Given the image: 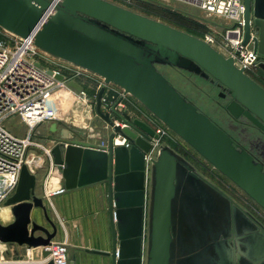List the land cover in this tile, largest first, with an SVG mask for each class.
Here are the masks:
<instances>
[{"label":"water","instance_id":"95a60500","mask_svg":"<svg viewBox=\"0 0 264 264\" xmlns=\"http://www.w3.org/2000/svg\"><path fill=\"white\" fill-rule=\"evenodd\" d=\"M245 6L243 44L253 47L264 71V0H245ZM0 27L33 36L40 49L122 88L264 209V164L161 69L217 82L229 93L224 110L231 120L244 115L264 130V86L233 56L110 0H0ZM69 85L83 90L74 80ZM104 90L98 92L96 111L111 128L106 146L98 148L76 132L78 138L69 137L60 129L66 128L61 119L49 121L46 139L55 144L51 153L66 188L107 182L111 264H264V223L168 143L160 145L147 174L145 154L159 135L144 119L118 109V102L104 111ZM118 134L131 146H114ZM37 189V174L24 164L15 192L5 201L13 221L0 218V240L27 252L41 249L46 259L59 227ZM35 207L43 210L52 231L32 219Z\"/></svg>","mask_w":264,"mask_h":264},{"label":"built area","instance_id":"2783aa9c","mask_svg":"<svg viewBox=\"0 0 264 264\" xmlns=\"http://www.w3.org/2000/svg\"><path fill=\"white\" fill-rule=\"evenodd\" d=\"M200 7L202 10L222 17L229 26L226 27L222 39L213 35H205L203 39L216 47L219 51L227 50V56H233L238 67L247 72L259 63L258 54L251 45H244L245 39V0H177ZM5 37L0 38V205L6 201L16 190L22 166L27 164L32 172L36 173L38 160L31 156L33 149H42L45 156L53 160L51 148L44 146L36 136V130L43 122L59 119L54 112L55 102L52 96L58 91H69L86 103L93 104L97 100L98 92L105 88L102 95V109L108 111L117 99H121L118 109L127 112L124 107L126 95L119 86L112 87L96 73L79 65L60 59L34 45L33 36L20 37L0 27ZM218 41V42H217ZM221 44V48L218 46ZM223 49V50H222ZM58 75H63L60 79ZM82 85L79 91L69 85L70 81ZM95 83V95L86 92L84 84ZM108 88V89H107ZM117 90L118 95H107L109 90ZM107 90V91H106ZM106 92V95H104ZM109 97H113L112 99ZM53 110V111H52ZM128 113V112H127ZM130 114V113H129ZM12 116H19L28 126L26 136L20 137L7 129L4 122ZM155 133L152 148L145 154L146 171L150 170L151 160L155 157L162 139L168 136L166 129L151 119ZM122 127H125L122 124ZM102 144L101 147L106 146ZM131 146V142L121 134L114 138V146ZM31 156V157H30ZM54 163V161H53ZM66 190L65 186L50 191L49 194H59ZM46 198L51 196L46 193ZM5 246L0 240V264L4 263ZM49 256L42 264L52 260L53 264H68L69 250L65 242H52L47 246Z\"/></svg>","mask_w":264,"mask_h":264},{"label":"crops","instance_id":"0c3cea01","mask_svg":"<svg viewBox=\"0 0 264 264\" xmlns=\"http://www.w3.org/2000/svg\"><path fill=\"white\" fill-rule=\"evenodd\" d=\"M86 84L97 88L95 83ZM87 91L92 92L91 89H87ZM52 97V101L57 105V116L67 128L66 130L65 127H60L62 131L65 130L69 137L78 138L73 133L76 132L85 141L96 144L98 148H101L103 143L107 145L111 128L98 115L96 102L86 103L77 99L71 92L63 90L54 93ZM130 103L133 104L137 115H139L136 117L142 118V112H140L142 109L139 104L135 100ZM92 105L94 106L92 107ZM94 108V114L97 116L93 114ZM49 127V121L43 122L36 130V135L39 141L42 142L41 138L46 140V142H42L44 146L52 148L55 145L54 142L46 139V136L49 135ZM59 133L58 130L57 135ZM31 156L38 160L37 194L43 196L46 203L49 201L50 215L59 227L53 242L67 243L68 264H111V256L108 253L113 248V234L107 182L101 181L72 189L66 188L62 193L49 194L50 191L64 186L62 168L56 166L53 160L49 156H45L40 148L33 149ZM46 193L51 196V199L46 198ZM11 219L5 217L4 221ZM32 219L52 231V227L40 207L33 209ZM127 221L129 223V219H125L126 229ZM129 227L131 228L130 224ZM34 251L36 252L33 253V250L27 252L30 260L32 259L31 263L42 264L45 258L41 255V249Z\"/></svg>","mask_w":264,"mask_h":264},{"label":"rangeland","instance_id":"374dc122","mask_svg":"<svg viewBox=\"0 0 264 264\" xmlns=\"http://www.w3.org/2000/svg\"><path fill=\"white\" fill-rule=\"evenodd\" d=\"M125 7H128L134 11L140 12L147 16H150L155 19H159L163 22H166L170 25H173L179 29L190 32L198 37L204 38L205 35H213L218 40L222 39V35L225 33L226 27L229 26L226 20L217 15L210 14L200 7L190 4L183 1L177 0H110ZM5 37V35L0 32V38ZM218 42V41H217ZM218 46L221 48V44ZM223 50V49H222ZM225 56L228 55L227 50L220 51ZM165 72L167 78L185 95L192 98L197 102V105L200 108H208L209 103L206 100H203L202 92L199 90V87L196 84H193L192 79H188L182 74L180 75L174 69L170 67L161 68ZM248 72L256 79L264 81V71L259 69V67H253L249 69ZM260 78V79H259ZM263 78V79H262ZM81 82L85 86V90L87 93V89H91V95L96 94L97 88H93V86H89L85 84L84 80ZM195 82L201 87L205 88L206 85L201 79H195ZM205 86V87H204ZM97 87V85H96ZM112 87L117 88L118 86L112 84ZM109 90L107 95H118L117 90H122V88ZM108 89V88H107ZM107 91V90H106ZM106 95V92L105 94ZM113 98V97H109ZM139 104V107L142 109L140 112L141 119H144L149 124L151 119L157 122L158 125L164 127L168 132V136L163 138L162 141L170 144L177 152L186 157L197 169L198 171L209 178L212 182L222 188L225 192H227L230 196H232L240 205L244 208L248 209L252 212L260 221L264 223V209L255 202L251 197H249L242 189H240L234 182H232L228 177L220 173L217 169L213 167L204 157H202L195 149H193L188 143H186L181 137H179L173 130H171L168 126L163 124L161 121L156 119L150 112H148L143 105H141L135 98L128 96V99H125V104L127 105L124 109L132 114V117H136L138 114L135 107L133 106L132 101L134 100ZM205 99V98H204ZM119 103V99L115 101V103ZM94 105H92L93 107ZM120 109V107H119ZM122 110V109H120ZM93 111V110H92ZM95 113V108L94 112ZM97 116L96 114H94ZM139 116V115H137ZM98 118V117H97ZM99 119V118H98ZM4 125L11 132L16 134L17 136L23 137L26 136L28 132V126L24 122V120L20 119L19 116H12L4 122ZM108 125V124H107ZM109 126V125H108ZM39 127V126H38ZM38 129V128H37ZM37 138V135L35 136ZM42 142H46V140L42 139ZM148 184V179H147ZM2 206L0 207V212L7 209L5 208V201L2 202ZM10 208V207H9ZM11 213V209H10ZM12 215V213H11ZM13 216V215H12ZM6 217V216H5ZM5 219V218H4ZM11 220H5L3 223H9ZM4 263L3 264H34L31 263L29 255L27 254L26 248L18 245H8L5 246L4 253Z\"/></svg>","mask_w":264,"mask_h":264},{"label":"flooded vegetation","instance_id":"af4514ba","mask_svg":"<svg viewBox=\"0 0 264 264\" xmlns=\"http://www.w3.org/2000/svg\"><path fill=\"white\" fill-rule=\"evenodd\" d=\"M164 67L167 66H162L161 68ZM172 69L180 75L182 74L186 78L193 80V84H196V86L199 87V90L201 89L200 91L203 94L198 96H203L205 98H203V100H206L207 98L206 101L209 103L208 108L201 109L207 112L218 125L224 127L237 144L249 149L251 154L258 161H261L264 164V130L244 115H241V117L237 120H231L232 118H230L224 110L225 104L230 99L227 89L217 82L205 79L194 73L179 70L177 68ZM195 79H201L205 83L206 87L204 86L205 88H201L195 82ZM194 102L197 104L196 101ZM150 125L153 127L152 124Z\"/></svg>","mask_w":264,"mask_h":264},{"label":"bare ground","instance_id":"6f19581e","mask_svg":"<svg viewBox=\"0 0 264 264\" xmlns=\"http://www.w3.org/2000/svg\"><path fill=\"white\" fill-rule=\"evenodd\" d=\"M54 109H55V111L54 112H58V109H57V105L54 107ZM53 111V110H52ZM2 205H0V207H1ZM5 208H7V209H5V210H3L2 212H0V218H1V220H2V222H4V218H5V216H6V218H12L13 219V216L11 215V213H10V208L9 207H7V206H4Z\"/></svg>","mask_w":264,"mask_h":264},{"label":"trees","instance_id":"16d2710c","mask_svg":"<svg viewBox=\"0 0 264 264\" xmlns=\"http://www.w3.org/2000/svg\"><path fill=\"white\" fill-rule=\"evenodd\" d=\"M262 77H264V76H262ZM260 79V78H259ZM263 79V78H262ZM258 82H260L263 86H264V81H262V80H257Z\"/></svg>","mask_w":264,"mask_h":264}]
</instances>
